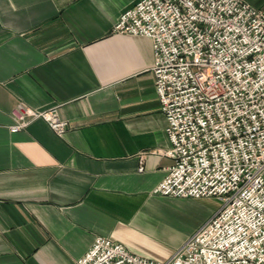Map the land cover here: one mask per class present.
<instances>
[{"label":"crops","instance_id":"obj_1","mask_svg":"<svg viewBox=\"0 0 264 264\" xmlns=\"http://www.w3.org/2000/svg\"><path fill=\"white\" fill-rule=\"evenodd\" d=\"M138 1L0 0V264H74L100 236L164 261L216 211L155 194L173 160L153 43L114 31Z\"/></svg>","mask_w":264,"mask_h":264},{"label":"built area","instance_id":"obj_2","mask_svg":"<svg viewBox=\"0 0 264 264\" xmlns=\"http://www.w3.org/2000/svg\"><path fill=\"white\" fill-rule=\"evenodd\" d=\"M114 31L153 43L171 143L162 154L173 160L155 194L221 205L167 260L100 236L74 264H264V11L245 0H140ZM25 114L67 132L56 109L15 112Z\"/></svg>","mask_w":264,"mask_h":264},{"label":"rangeland","instance_id":"obj_3","mask_svg":"<svg viewBox=\"0 0 264 264\" xmlns=\"http://www.w3.org/2000/svg\"><path fill=\"white\" fill-rule=\"evenodd\" d=\"M209 202V205L216 210L220 205H221V201L215 198H204Z\"/></svg>","mask_w":264,"mask_h":264}]
</instances>
